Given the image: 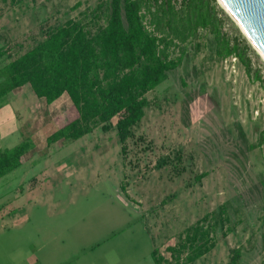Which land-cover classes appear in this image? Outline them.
Here are the masks:
<instances>
[{
    "label": "rangeland",
    "instance_id": "1",
    "mask_svg": "<svg viewBox=\"0 0 264 264\" xmlns=\"http://www.w3.org/2000/svg\"><path fill=\"white\" fill-rule=\"evenodd\" d=\"M101 1L0 0V48L6 49L0 67ZM231 24L244 38L230 18L224 30L233 35ZM210 38L200 34L179 67L146 95L149 106L125 156L115 132L99 128L43 153L49 155L45 178L50 179L25 184L41 191L39 211L29 212L24 227L0 226V264H25L38 246L31 260L44 264L66 257L73 264H154L155 249L166 258L163 264H187L186 252L176 260L167 248L183 243L185 232L207 216L213 218L214 246L190 264H229L235 251L236 264H264V145L255 147L264 128V90L238 60L231 72L229 62L217 59ZM250 48L253 67L264 77V62ZM24 94L35 96L29 87L17 97ZM9 95L4 101L16 109ZM20 137L13 134L2 147L18 145ZM42 159L33 174L24 167L2 176L0 192L12 196L22 181L40 173ZM200 174L206 175L197 181Z\"/></svg>",
    "mask_w": 264,
    "mask_h": 264
},
{
    "label": "trees",
    "instance_id": "2",
    "mask_svg": "<svg viewBox=\"0 0 264 264\" xmlns=\"http://www.w3.org/2000/svg\"><path fill=\"white\" fill-rule=\"evenodd\" d=\"M227 22L215 0H102L80 18L50 29L30 50L3 64L0 100L25 85L47 103L66 93L77 118L47 142L69 144L99 128L103 133L115 132L125 156L127 142L149 106L146 95L179 67L186 49L198 42L200 34H209L217 59L235 56L246 76L264 90V77L250 57L252 49L233 24V35L224 30ZM5 55L6 49L0 48V59ZM28 145L24 138L19 145L0 151V178L20 167ZM262 145L264 128L257 134L255 147ZM225 215L221 209V223ZM212 219L207 216L197 222L185 232L183 243L167 248L174 259L186 252L185 263L190 264L213 248ZM152 257L156 264L162 263L156 250ZM238 258L235 251L229 264H236Z\"/></svg>",
    "mask_w": 264,
    "mask_h": 264
},
{
    "label": "crops",
    "instance_id": "3",
    "mask_svg": "<svg viewBox=\"0 0 264 264\" xmlns=\"http://www.w3.org/2000/svg\"><path fill=\"white\" fill-rule=\"evenodd\" d=\"M29 87L28 85L22 86L20 88L14 89L8 95L10 97L11 102H15L18 104L15 107H12L9 101L2 98L0 100V128H2V136L0 137V151L11 148L2 147L3 141L10 138L15 133H20L21 137L19 139L18 145L26 138L28 140V149L27 152L20 159V168L28 167L26 172L34 171L32 169L37 166V163L42 159L43 166L42 170L39 174L28 178L26 181H22L18 187L14 189L13 195L8 196V192H0V196L4 195V202H1L0 205H4L6 210L0 211L2 212L4 218L2 220V224L0 226H4L6 224H10L12 227L29 225L30 217L29 212L34 211L38 212L39 209L36 208V202L38 200L37 194L41 193L40 190H35V186L31 185L29 188L26 187V182H34L39 184V181H47L48 177L45 178V170L49 165V155H43L46 150H50L54 145H58L57 143L49 144L47 142L48 138L54 134L58 129L62 128L72 120L77 118L76 111L74 112V107L69 99V96L66 93L60 95L57 99L52 101L51 103H47L44 99H39L36 96L21 95V97H17L20 95V92L23 88ZM32 92V91H31ZM30 99V101L28 100ZM29 101V102H28ZM18 102V103H17ZM29 103L31 106H34L33 110L29 107ZM20 105V106H19ZM31 108V109H30ZM17 110V111H16ZM75 115L74 118L69 119ZM40 122V126H34ZM17 146V145H16ZM15 147V146H14ZM13 148V147H12ZM43 155L41 158H39ZM65 180H69L70 176H64ZM80 181V180H78ZM25 185V186H24ZM22 200V203L20 201ZM32 203V208H27L29 204ZM16 203H20V205L16 206ZM25 205L26 211L24 209ZM53 211H56L53 209ZM54 213V212H53ZM1 218V215H0ZM42 246H38L30 250L25 257V264H44L41 260L32 262L31 255H34L41 249ZM156 250V249H155ZM154 251V250H153ZM68 257L64 258V261H56L53 264H73L69 260ZM154 264V258L151 256ZM162 263L166 262V258H161ZM36 260V259H35ZM12 264H17L13 262Z\"/></svg>",
    "mask_w": 264,
    "mask_h": 264
},
{
    "label": "water",
    "instance_id": "4",
    "mask_svg": "<svg viewBox=\"0 0 264 264\" xmlns=\"http://www.w3.org/2000/svg\"><path fill=\"white\" fill-rule=\"evenodd\" d=\"M223 4L224 13L233 21L243 35L247 34L253 46L264 56V0H215ZM221 7V6H220ZM251 46V45H250ZM252 47V46H251ZM253 48V47H252ZM254 49V48H253Z\"/></svg>",
    "mask_w": 264,
    "mask_h": 264
},
{
    "label": "built area",
    "instance_id": "5",
    "mask_svg": "<svg viewBox=\"0 0 264 264\" xmlns=\"http://www.w3.org/2000/svg\"><path fill=\"white\" fill-rule=\"evenodd\" d=\"M237 61V58L235 57V56H229V57H227V58H225L224 59V62L226 63V62H229V64H230V71L231 72H234L232 69L234 68V65H235V62ZM255 115H257L258 114V111L256 110L255 111V113H254Z\"/></svg>",
    "mask_w": 264,
    "mask_h": 264
},
{
    "label": "bare ground",
    "instance_id": "6",
    "mask_svg": "<svg viewBox=\"0 0 264 264\" xmlns=\"http://www.w3.org/2000/svg\"><path fill=\"white\" fill-rule=\"evenodd\" d=\"M218 3L221 5V7L227 12V10L225 9V7L223 6V4L221 2L218 1ZM228 13V12H227ZM243 35L247 38V34H245V32H243ZM248 39V38H247ZM250 45L254 48V50H256V48L253 46L252 42L250 40H248ZM257 54L260 56V58L262 59V61L264 62V56L261 54L260 51L257 50Z\"/></svg>",
    "mask_w": 264,
    "mask_h": 264
}]
</instances>
